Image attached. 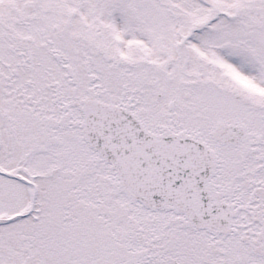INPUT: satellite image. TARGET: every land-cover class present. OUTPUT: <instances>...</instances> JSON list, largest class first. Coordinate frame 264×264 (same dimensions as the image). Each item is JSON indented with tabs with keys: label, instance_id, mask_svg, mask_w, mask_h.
<instances>
[{
	"label": "snow or ice",
	"instance_id": "obj_1",
	"mask_svg": "<svg viewBox=\"0 0 264 264\" xmlns=\"http://www.w3.org/2000/svg\"><path fill=\"white\" fill-rule=\"evenodd\" d=\"M0 264H264V0H0Z\"/></svg>",
	"mask_w": 264,
	"mask_h": 264
}]
</instances>
